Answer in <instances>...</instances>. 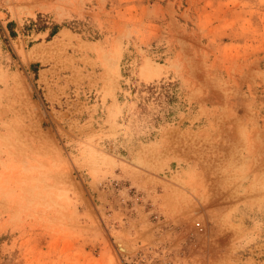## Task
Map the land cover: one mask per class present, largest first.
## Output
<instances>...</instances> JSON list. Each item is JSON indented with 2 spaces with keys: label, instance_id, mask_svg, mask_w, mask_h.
<instances>
[{
  "label": "rangeland",
  "instance_id": "obj_1",
  "mask_svg": "<svg viewBox=\"0 0 264 264\" xmlns=\"http://www.w3.org/2000/svg\"><path fill=\"white\" fill-rule=\"evenodd\" d=\"M0 264H264V0H0Z\"/></svg>",
  "mask_w": 264,
  "mask_h": 264
},
{
  "label": "trees",
  "instance_id": "obj_2",
  "mask_svg": "<svg viewBox=\"0 0 264 264\" xmlns=\"http://www.w3.org/2000/svg\"><path fill=\"white\" fill-rule=\"evenodd\" d=\"M60 27H57L54 31L50 33L49 39L51 40L58 32ZM151 90V89H150Z\"/></svg>",
  "mask_w": 264,
  "mask_h": 264
}]
</instances>
